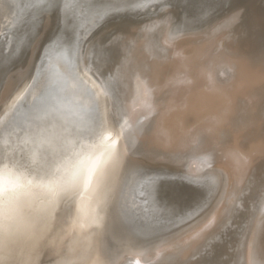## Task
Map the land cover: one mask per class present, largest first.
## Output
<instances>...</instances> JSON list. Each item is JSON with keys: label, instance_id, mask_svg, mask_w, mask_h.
Listing matches in <instances>:
<instances>
[{"label": "rangeland", "instance_id": "374dc122", "mask_svg": "<svg viewBox=\"0 0 264 264\" xmlns=\"http://www.w3.org/2000/svg\"><path fill=\"white\" fill-rule=\"evenodd\" d=\"M187 1L155 3L132 15L123 8L126 0H92L105 14L83 38V46L93 53L90 74L105 91L109 88L104 99L118 157L148 179L172 175L206 190L205 182L184 177L183 170L190 162L204 161L226 180L225 190L213 197L206 192L210 202L203 207L170 227L152 229L142 243L144 259L120 253L104 264H264V0H217L201 22L185 26L183 18L196 20L198 10L197 0ZM28 21L26 16L0 34V66L12 74L1 82L6 101L45 40L60 36L70 48L73 43L71 18L64 26L55 13H46L37 20L22 66L24 50L18 45ZM42 64L32 97L8 126L12 133L51 121L48 109L56 85L52 66ZM170 181L158 186L167 206L183 209L198 198V188ZM67 211L53 217L56 229L50 235L63 243L44 245L39 264H94L92 258H78L83 241L73 242L68 225L75 214Z\"/></svg>", "mask_w": 264, "mask_h": 264}, {"label": "bare ground", "instance_id": "6f19581e", "mask_svg": "<svg viewBox=\"0 0 264 264\" xmlns=\"http://www.w3.org/2000/svg\"><path fill=\"white\" fill-rule=\"evenodd\" d=\"M91 1L0 0V34L4 30H11L26 16L29 18L28 32L20 39L18 45V49L24 50L20 62L22 66L27 64L23 58L29 52L35 37L39 18L46 13H55L62 24H67L71 18L70 27L73 29L71 48L60 36L50 41L45 40V45L42 49L39 48L36 57L27 66L25 75L22 74L21 77H24L17 83L18 87L14 88L15 91L11 90L14 92L10 98L6 101L4 92L0 95V151L4 150L0 158V176L5 177V186L8 189L0 193V264H39L44 245H61L63 241L59 236H50L55 228L53 217L55 218L59 210L66 213L70 209L75 214L73 225L68 226H71L69 231L74 232L73 242L83 241L82 253L78 258H92L94 264H104V260L120 253H131L142 258L144 238L159 226V216L155 206L151 205L149 192H152L155 181L146 178L132 166L133 164H127L118 157L117 142L108 119L110 109L104 99L109 93V88L105 91L101 83L90 74L94 70L91 59L93 53L90 55L91 49L84 48L83 38L95 28L98 20L105 14L102 6L94 5ZM126 1L123 8L126 7L125 10L131 11L132 15L141 14L155 3L169 2ZM116 6L118 7V4ZM207 15L208 12L196 20L184 17L182 25L190 26ZM43 60L52 66L53 81L56 85L51 96L53 105L48 109L51 121L49 120L48 124L42 123L35 129L27 127L21 134L12 133L8 126L25 100L34 93L37 77L42 76L38 72ZM8 74L12 75L11 69L0 66V91L5 84L1 82ZM14 74L16 71L13 77ZM53 89L51 85L50 90ZM183 170L184 177L205 182L209 195L216 196L218 192L223 195L226 180L220 178V174L214 173L215 169L209 171L204 161L190 162ZM171 195L173 196L172 193ZM67 237L70 240L71 232ZM75 255L77 256L76 252Z\"/></svg>", "mask_w": 264, "mask_h": 264}, {"label": "water", "instance_id": "95a60500", "mask_svg": "<svg viewBox=\"0 0 264 264\" xmlns=\"http://www.w3.org/2000/svg\"><path fill=\"white\" fill-rule=\"evenodd\" d=\"M188 1H190V0H188ZM216 1L217 0H197L196 4L198 6V10H196V12L194 13L195 18L196 19L198 17L200 18L201 16H203L207 12L209 14V12L211 10H213V8L215 9L214 4L216 3ZM62 25L65 26V24H62ZM169 180H171L170 182H172V181L187 182L191 186L198 188V191L200 192L198 198L195 200V202H193L192 204L190 203L185 208L182 207L183 209H181L180 207L178 208V207L167 206V204L163 200H161V196L159 193L158 186H159V184H162L165 181L169 182ZM149 192H150L151 200H152L151 205L155 206L157 216H159L158 217L159 218L158 221H159V225H160L159 227L169 226V225L175 223L180 218L186 216L189 211L192 212L194 209H199V208L203 207L204 203L208 202L206 190L202 186L192 184L191 182H189L185 179H182L180 177H173V176L159 177L155 181V190L153 191V187H152V192L151 191H149ZM158 214H160V215H158Z\"/></svg>", "mask_w": 264, "mask_h": 264}, {"label": "snow or ice", "instance_id": "6c2138e0", "mask_svg": "<svg viewBox=\"0 0 264 264\" xmlns=\"http://www.w3.org/2000/svg\"><path fill=\"white\" fill-rule=\"evenodd\" d=\"M153 191L155 190V182L153 183ZM8 189L5 186V177L0 176V193L6 192Z\"/></svg>", "mask_w": 264, "mask_h": 264}]
</instances>
